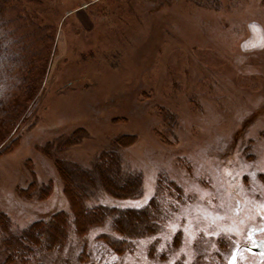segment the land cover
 <instances>
[{
    "label": "rangeland",
    "instance_id": "1",
    "mask_svg": "<svg viewBox=\"0 0 264 264\" xmlns=\"http://www.w3.org/2000/svg\"><path fill=\"white\" fill-rule=\"evenodd\" d=\"M11 4L47 30L49 51L22 116L0 136V264H264V230L253 234L261 250L251 236L264 226V0ZM72 131L57 154L44 151ZM110 150L120 172L110 156L95 159ZM55 159L99 164L112 184L94 175L95 192L80 199L114 207L83 235ZM120 177L138 188L121 190ZM33 179L49 182L44 193ZM125 207L150 216L147 228L113 231ZM57 211L60 244L43 224L34 240L22 236ZM8 236L21 252L9 254ZM110 239L126 248L114 252Z\"/></svg>",
    "mask_w": 264,
    "mask_h": 264
},
{
    "label": "trees",
    "instance_id": "2",
    "mask_svg": "<svg viewBox=\"0 0 264 264\" xmlns=\"http://www.w3.org/2000/svg\"><path fill=\"white\" fill-rule=\"evenodd\" d=\"M11 0H0V136L4 137L6 130L12 128L23 114L27 102L32 98L38 79L41 75V69L46 60L49 51L48 32L43 26L38 25L32 19L22 14H13ZM76 131L64 136H57L53 142L45 144L44 151L52 150L51 155L57 154L63 142H66ZM118 145H125L120 138L116 139ZM65 144V143H64ZM112 162L115 171L120 170V164L114 150L100 151L95 159L102 157ZM95 161V160H94ZM68 163V162H67ZM55 166L61 178L66 181L64 191L75 213L74 232L83 235L89 224L99 218L107 215V211L114 210L112 206H105L96 203L89 208H83L80 199L84 194L91 195L96 188L93 184L94 175L99 177L100 186L103 189H112V184L105 180L101 165L96 164L90 170H80L74 163L67 166L62 165L60 161L55 159ZM121 190L130 191L138 188L136 179L120 177ZM69 183V185L67 184ZM36 184L35 190L39 194L44 193L45 187L49 185L37 183L35 179L31 180L28 187ZM69 186V187H68ZM25 189H19V192ZM37 194V195H38ZM144 208V207H143ZM118 217H113V231L117 230L127 235L129 229L135 226L145 229L148 226L151 217L143 210H134L125 207L121 210L116 208ZM142 209V208H141ZM137 216V217H136ZM66 215L63 211H57L45 221H34L22 230V236L33 239V233L38 235L40 225H45L44 233H46L47 242L49 244H60L65 235ZM4 224V222H1ZM108 248L114 252L120 251L126 244L123 240L110 239L105 241ZM2 243L11 254L12 251L21 252L22 246L17 237L8 236Z\"/></svg>",
    "mask_w": 264,
    "mask_h": 264
},
{
    "label": "water",
    "instance_id": "3",
    "mask_svg": "<svg viewBox=\"0 0 264 264\" xmlns=\"http://www.w3.org/2000/svg\"><path fill=\"white\" fill-rule=\"evenodd\" d=\"M263 230H264V226L259 227V228L255 229V230L251 231V235L253 236L254 233L260 232V231H263ZM261 249H262L261 242H258L256 250H261ZM234 260H235V256L229 261L228 264H232L234 262Z\"/></svg>",
    "mask_w": 264,
    "mask_h": 264
},
{
    "label": "flooded vegetation",
    "instance_id": "4",
    "mask_svg": "<svg viewBox=\"0 0 264 264\" xmlns=\"http://www.w3.org/2000/svg\"><path fill=\"white\" fill-rule=\"evenodd\" d=\"M252 236V235H251ZM252 238L256 241V239H255V237L254 236H252ZM257 243L258 242H261V241H256ZM261 245H262V242H261ZM257 247V246H256Z\"/></svg>",
    "mask_w": 264,
    "mask_h": 264
},
{
    "label": "crops",
    "instance_id": "5",
    "mask_svg": "<svg viewBox=\"0 0 264 264\" xmlns=\"http://www.w3.org/2000/svg\"><path fill=\"white\" fill-rule=\"evenodd\" d=\"M256 23V22H255ZM258 24V23H257ZM259 25V24H258Z\"/></svg>",
    "mask_w": 264,
    "mask_h": 264
}]
</instances>
